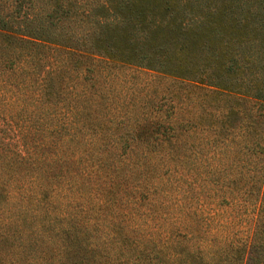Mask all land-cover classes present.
Listing matches in <instances>:
<instances>
[{
    "label": "trees",
    "instance_id": "trees-1",
    "mask_svg": "<svg viewBox=\"0 0 264 264\" xmlns=\"http://www.w3.org/2000/svg\"><path fill=\"white\" fill-rule=\"evenodd\" d=\"M55 1L59 14L56 10L42 14L46 19L44 29L35 34L13 35L8 29L12 27L11 15L0 14V34L8 36L6 40L0 39V51L4 49L7 61H14L10 70L18 67L14 73L27 60L37 58L28 43L69 54L89 52L181 77L215 97L226 96L228 106L233 105L235 96L248 98L252 124L256 127L261 124L263 0H101L97 6L103 17L93 29L84 28L85 24L79 22V18L88 14V8L81 13L63 14L62 10H66L63 8L77 7L76 0H59L60 4ZM192 2L206 3L197 4L192 10L188 6ZM32 3L30 0L29 4ZM38 14L32 11V18ZM108 18L111 22L105 20ZM111 24L116 26L114 31L108 28ZM113 51L120 54H112ZM18 55L23 56L19 61ZM43 60L39 66L42 86L39 85L38 101L44 102V110L29 111L28 116L21 111L23 118L35 122L34 128L21 132L22 135L41 131L43 136L45 131L39 127L40 121L50 123L51 131L57 128V112L51 107L56 89L54 64L50 58ZM209 103L212 105L214 100ZM6 116L0 111L2 124ZM23 118L18 119L23 122ZM9 128L0 125V264H128L131 258V261L146 258L151 264H234L237 251L242 252L241 264H264V156H204L202 161L189 156H161L162 159L160 156H72L68 154L74 146L56 141L41 143L40 139L36 141L45 152L41 155L35 151L37 142L25 144L14 137L6 140ZM252 143L258 153V147L264 143L262 134L254 133ZM154 160L161 166L170 162L173 176L181 181L186 180L184 173L189 181L200 184L211 180L216 185L208 189V199H217L215 204L234 205L240 200L242 187L246 188L248 204L252 202L257 207L249 235L246 234L243 242L232 244L228 239L190 226L187 220L191 214H186L183 202L174 203L170 199L174 180L167 177L156 186L159 203L167 209L158 222L162 238L157 246L146 247L150 235L144 236L145 228L141 230L139 224L135 235L131 227L112 223L107 217V223L103 222V213L92 204L105 207L102 201L107 199L104 193L108 183L119 185V194L114 192L119 195L117 199L130 204L117 214L129 219L133 216L136 221L139 217L143 219L134 213H139L140 206H132L136 204V188L128 190L124 183L137 185L140 163L149 166ZM75 190H91L80 199L87 202L82 213H74L70 206L79 197L72 194ZM62 204L71 212L61 210ZM176 232L180 234L175 235ZM219 240H223L221 244Z\"/></svg>",
    "mask_w": 264,
    "mask_h": 264
},
{
    "label": "rangeland",
    "instance_id": "rangeland-1",
    "mask_svg": "<svg viewBox=\"0 0 264 264\" xmlns=\"http://www.w3.org/2000/svg\"><path fill=\"white\" fill-rule=\"evenodd\" d=\"M32 1L33 3L29 4L30 0H21L19 4L16 0L15 4L13 0H0V14L11 15L12 27L8 29L13 35L42 32L37 31L44 29L46 19L41 15L55 10L59 14L55 0ZM100 1L76 0L77 7L72 5L70 9L63 8L66 10H62V13H81L88 8V14L79 18L81 19L79 22L85 24L84 28L93 29L97 21H101L103 17V11L97 6ZM60 2L58 0V4ZM205 3L192 2L188 6L193 10L197 4ZM14 6L21 8L14 9ZM32 11L39 13V16L32 18ZM28 17L30 19L26 20ZM105 20L111 22L110 18ZM108 28L114 31L116 26L111 24ZM5 34L1 33L0 39L6 40L8 36ZM27 46L36 54V62L33 59L27 60L20 65L21 69L16 73L14 72L18 67L10 70L14 61L11 59L7 61L4 49L0 51V111L7 114L4 124L0 120V125L10 127L6 140L10 141L14 137L20 138L25 144L37 142L34 145L35 151L41 155H45V152H42L44 150L38 144L40 139L41 143L49 144L48 141H56L64 142L71 148L74 146L73 151L68 154L72 156H155V158L160 156V159L161 156H189L200 161L205 158L204 156H264V143L258 147V153L252 143L254 133L259 132L264 138V111L259 127L253 126L250 117L252 106L248 98L235 96L233 105L228 106L226 96L215 97L206 89L195 86V83L181 77L148 70L115 58L97 57L98 55L89 52H85L84 55L69 54L42 44L28 43ZM112 54L120 53L113 51ZM22 57L18 55L16 60L19 61ZM45 58H50L54 64L56 89L54 103L48 106L57 112L55 117L57 128L51 131L50 123L38 121L39 127L45 131L43 136L41 131L40 134L22 135L21 132H27L35 126L33 120L30 122L23 117L28 116L29 111L34 113L38 108L44 110V102L39 103L38 95L39 85L42 86L40 80L42 68L39 70V66L43 65ZM78 65L80 67H77ZM16 96L18 99H15ZM19 98L22 100L19 101ZM210 100H214L212 105L209 103ZM21 111H24L25 115ZM18 118L20 120L23 118V122ZM169 166L173 167L170 162L163 166L155 160L151 161L149 166L142 162L139 169L137 168V185L131 184L130 181L124 183L128 190L136 188L134 194L137 198L136 204L132 206L138 205L140 210L139 213L132 210L143 219L140 220L139 217L136 221L133 216L129 219L117 214L126 206H130L117 199L119 195L114 192L117 191L119 194V185L106 184L105 188L108 190L104 196L107 199L102 201L105 207L101 204L92 206H96L94 208L103 213L105 223L107 217L112 223L118 222L120 225L131 227L135 235L139 231L136 224H139L141 230L145 228L142 233L144 236L150 235L148 239L150 242L146 245L149 249L157 246L162 238L158 222L167 209L162 208L159 203L156 186L168 178L174 180L170 187L172 194L170 199L174 203L183 202L186 214H191V218L187 220L190 226L195 225L201 232L228 239L232 244L243 242L246 234L249 235L257 214V207L252 202L248 204L247 189L242 187L240 200L232 206L223 202L220 205L215 204L217 199H208V189L214 188L216 184L211 180L203 184L189 181L185 173L183 179L186 180L181 181L179 177L173 176L175 172ZM90 191H72V194L79 196L74 198L70 205L74 213L86 210L83 206L87 202L83 203L80 199L85 193L89 195ZM256 196L257 194L254 198ZM250 199L252 201L253 196ZM62 209L71 212L65 204H62ZM210 217H214L213 220H210ZM178 234L180 233H175ZM222 241L219 240L220 244ZM241 254V251L236 252L234 264H241ZM131 259L127 260L128 264H151L146 258H136L132 261Z\"/></svg>",
    "mask_w": 264,
    "mask_h": 264
}]
</instances>
